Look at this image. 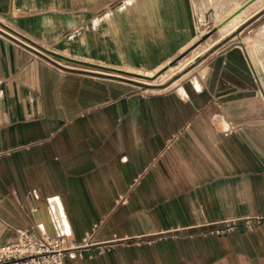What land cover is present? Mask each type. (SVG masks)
Segmentation results:
<instances>
[{"label": "crops", "instance_id": "0c3cea01", "mask_svg": "<svg viewBox=\"0 0 264 264\" xmlns=\"http://www.w3.org/2000/svg\"><path fill=\"white\" fill-rule=\"evenodd\" d=\"M257 2L201 0L200 22L197 0H0V247L39 227L64 264H264ZM39 46L187 67L153 92Z\"/></svg>", "mask_w": 264, "mask_h": 264}, {"label": "built area", "instance_id": "2783aa9c", "mask_svg": "<svg viewBox=\"0 0 264 264\" xmlns=\"http://www.w3.org/2000/svg\"><path fill=\"white\" fill-rule=\"evenodd\" d=\"M246 224L251 227L249 222ZM74 250L65 233L52 234L33 227L17 231L14 242L0 247V264H64L65 257Z\"/></svg>", "mask_w": 264, "mask_h": 264}, {"label": "rangeland", "instance_id": "374dc122", "mask_svg": "<svg viewBox=\"0 0 264 264\" xmlns=\"http://www.w3.org/2000/svg\"><path fill=\"white\" fill-rule=\"evenodd\" d=\"M264 5V0H258V2L254 5L255 10H259L262 6ZM264 35V34H263ZM263 42H264V37H263ZM252 45V53L255 55L256 60H254V67L257 69V74L258 77H260V82L261 85L264 88V45L263 47H259V49L256 50V46L254 47L253 43ZM261 48V49H260ZM187 66H182L181 68H174V69H169V71L164 74H160L155 80L153 81H143L140 80L144 83L152 84L154 86L158 87H152V91L157 92L159 89H163L167 86H170L177 78H180L184 74V70ZM176 69V70H175ZM260 72V73H259ZM185 77H182V79ZM195 81V79H194ZM195 83V82H194Z\"/></svg>", "mask_w": 264, "mask_h": 264}, {"label": "water", "instance_id": "95a60500", "mask_svg": "<svg viewBox=\"0 0 264 264\" xmlns=\"http://www.w3.org/2000/svg\"><path fill=\"white\" fill-rule=\"evenodd\" d=\"M198 1V10H199V12H200V22L202 21H204L205 20V17H204V5L201 3V0H197ZM199 21V20H198ZM0 26H2V27H4V28H8V27H6V26H4V25H2L1 23H0ZM25 41H27V42H30V44H28V46L30 45V47H34L33 45H34V43L33 42H31L29 39H26V38H23ZM33 44V45H32ZM38 49L40 50V51H38V52H40L43 56H52L54 59H57V60H59V61H64V59L65 60H68V61H71V62H76V63H81V64H84V65H88V66H95V67H99V66H96V65H90V64H88V63H84V62H79V61H75V60H71V59H67V58H65V57H63V56H61V55H59V54H56V53H52V52H49V51H47L46 49H44V48H42V47H38ZM99 68H102V69H104V70H107V71H112V72H115V73H119V74H122V75H125V76H128V77H131L132 79H129V81L130 82H132V83H134L135 85H137V86H139V87H141V88H144V89H146V88H150V87H152V85H150V84H148V83H144V82H142V81H140L139 79H141V80H147V81H153V80H155L160 74H162V73H164L165 71H166V69H168L167 67L166 68H164V69H162L161 71H159L158 73H156L155 75H153V76H147V75H142V74H139V73H132V72H126V71H122V70H116V69H108V68H104V67H99ZM120 78H122V77H120ZM258 80H259V78H258ZM259 86H260V88H261V90H262V94H263V96H264V88H263V86L261 85V83L259 82Z\"/></svg>", "mask_w": 264, "mask_h": 264}, {"label": "bare ground", "instance_id": "6f19581e", "mask_svg": "<svg viewBox=\"0 0 264 264\" xmlns=\"http://www.w3.org/2000/svg\"><path fill=\"white\" fill-rule=\"evenodd\" d=\"M253 65H254V61H253ZM139 70V69H138ZM257 70V69H256ZM99 71V70H98ZM103 71V70H102ZM125 71V70H124ZM141 71V70H140ZM158 71L159 70H157V71H148L147 73H141V72H137L136 71V73H141V74H143V75H148V76H153V75H155L156 73H158ZM134 72V71H133ZM143 72H145V71H143ZM260 73V72H259ZM119 75H121V74H119ZM123 76V75H122ZM121 76V77H122ZM259 78V82H260V77H258ZM141 80V79H140ZM143 81H146L147 82V80H143ZM261 83V82H260ZM150 85H152V84H150ZM154 86V85H153Z\"/></svg>", "mask_w": 264, "mask_h": 264}]
</instances>
